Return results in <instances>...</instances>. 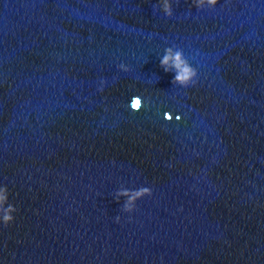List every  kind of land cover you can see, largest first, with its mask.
<instances>
[{"label": "water", "instance_id": "obj_1", "mask_svg": "<svg viewBox=\"0 0 264 264\" xmlns=\"http://www.w3.org/2000/svg\"><path fill=\"white\" fill-rule=\"evenodd\" d=\"M170 2L0 0V264H264V0Z\"/></svg>", "mask_w": 264, "mask_h": 264}, {"label": "clouds", "instance_id": "obj_2", "mask_svg": "<svg viewBox=\"0 0 264 264\" xmlns=\"http://www.w3.org/2000/svg\"><path fill=\"white\" fill-rule=\"evenodd\" d=\"M220 3V0H192V7L197 11H203L204 9H215ZM158 10L161 11L165 17L171 19L174 15L172 3L170 0H159ZM160 67L165 73H174V79L172 81L173 86H179L184 89L194 87L197 78V70L190 65L188 60L185 58L182 50L173 49L172 47L166 48L163 57L160 59ZM119 70L127 73L130 69L124 65H119ZM106 81H100V87L98 91L103 92L106 86ZM134 101V102H133ZM139 102V106H134L136 102ZM130 107L133 111H140L144 107V101L140 97H133L130 103ZM167 117V118H166ZM165 120L171 121V116L165 114ZM177 121L181 117H176ZM152 191L150 188L142 187L139 190H127L121 189L116 192L115 200L117 203L120 202L121 198L124 199L123 211L128 214H132L136 209V203L145 197H151ZM16 208L9 203L8 190L6 186L0 187V224L3 227H8L14 222V213ZM116 222H120V217L117 216Z\"/></svg>", "mask_w": 264, "mask_h": 264}, {"label": "snow or ice", "instance_id": "obj_3", "mask_svg": "<svg viewBox=\"0 0 264 264\" xmlns=\"http://www.w3.org/2000/svg\"><path fill=\"white\" fill-rule=\"evenodd\" d=\"M134 106L138 107V106H139V102L137 101L136 104H135Z\"/></svg>", "mask_w": 264, "mask_h": 264}]
</instances>
